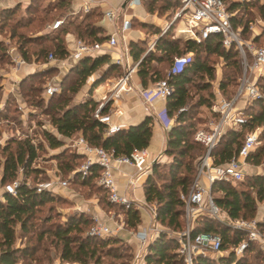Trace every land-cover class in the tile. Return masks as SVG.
I'll return each instance as SVG.
<instances>
[{"label":"trees","instance_id":"obj_1","mask_svg":"<svg viewBox=\"0 0 264 264\" xmlns=\"http://www.w3.org/2000/svg\"><path fill=\"white\" fill-rule=\"evenodd\" d=\"M31 0L26 6L27 19L18 20L10 25V39L16 38V49L25 61H30L27 45L39 46L32 55L36 62L46 60L52 53L56 58H65L68 54L64 44V34L72 25L78 38L86 42H102L105 37L98 35V30L90 18L99 17L96 10L87 12L81 21L72 20L68 14L71 0H54L52 9H59L62 24L48 33L40 36L26 35L18 31L19 28H27L34 21L32 14L39 6ZM228 10L233 12L231 23L234 29H240V35H245L250 28L253 19L244 18L252 15L251 8H255L261 19L264 20V1L253 3L249 0L236 2L226 0ZM51 3V4H52ZM143 4L149 13L174 12L178 3L175 0H143ZM50 5V3H49ZM243 10V13H241ZM16 9H3L0 11V22L9 21ZM50 12V10L48 11ZM46 13V12H45ZM148 26V25H144ZM156 33L158 29L155 27ZM169 28L155 42L153 51L144 55L143 42H131L130 54L134 61L138 62L137 72L142 85L148 82L154 84L158 80L166 79L172 87L171 94L166 98L164 108L165 118L173 119V124L167 131V142L164 156L170 158L169 162L157 161L152 164L151 170L143 182L145 201L155 208V219L160 226L173 232H180L185 227L183 218L184 203L180 198L190 188L196 174L194 160L204 153V147L194 141V133L206 127L210 118L217 115L210 111L213 100L211 83L215 79V66L210 62L211 56L223 61V74L219 81L222 95L231 98L237 89L239 77L242 72L241 58L238 50L232 45L225 49L220 35H211L200 43L191 40L173 38ZM264 31L251 38V42L257 44ZM47 43L44 46L42 44ZM51 51V52H49ZM49 52V53H48ZM190 53L189 59L180 70L172 71L174 57H181ZM143 55V56H142ZM10 56L7 53V45L0 41V61L9 63ZM166 62L168 68L163 74L152 66V63ZM109 63L107 55L84 56L69 69L65 78L59 84V92H55L47 98L44 113L49 118V123L55 131L63 137L69 138L77 133L91 145L102 147L113 155H128L135 148H146L151 137L152 120L146 117L140 124L121 129L114 134L105 133L106 126L101 123L94 113L98 107L97 101L88 97L79 103H71V94L83 86L89 76L95 73L104 64ZM116 69L109 64L107 71L91 86L90 94L94 88L101 84L108 72ZM53 72L52 69L35 72L25 76L19 84L20 94L27 104L40 107L44 103L43 97L35 94L41 91V87L31 84L34 80ZM196 78L197 81L195 80ZM260 89L264 91V77L257 81ZM191 88L195 91L191 93ZM202 91H209L207 96ZM201 93V94H200ZM194 98V100H193ZM14 100V99H13ZM180 108L184 110L179 111ZM206 108L205 117H196L198 109ZM109 113V105H104L100 114ZM246 122L240 129L228 128L220 137L217 146L213 150L217 163H224L238 150L244 135L261 127L258 141L264 140V106L260 100L246 104L244 111ZM7 119V117H4ZM197 124L203 125L197 128ZM41 135L50 149H58L64 145V141L49 130H42ZM259 143V142H258ZM257 143V144H258ZM256 146L246 158L247 163L259 164L264 154L263 145ZM43 150L42 143H35L31 138H9L3 144L0 143V187L13 182L20 171L24 179L16 188V194L2 191L0 199V264H28L34 261H42L36 257L42 252L47 256L45 261L52 264L58 260L62 263L73 264H130L134 258L132 247L119 236L98 237L87 235V230L93 223L91 215L85 212L69 215L65 221H53L52 214L40 216L41 210L48 204L58 203L61 197L50 191L37 192L27 183L28 177H35L42 171L34 166L38 159L39 151ZM59 159L58 173L70 175L74 173L83 160V156L74 152L62 150L55 156ZM162 170V171H161ZM100 167L93 165L90 174L81 180L78 174H74L71 184L79 187H89L95 183L105 194V208H116L125 216V227L132 230L141 222L139 209L134 206L125 209L122 205L111 203L108 193L100 187L96 180ZM91 187V186H90ZM90 189V188H89ZM211 195L215 205L226 212L230 218L254 219L258 205L264 200V175L247 174L240 181L219 180L211 185ZM50 210L52 207H48ZM90 216V217H88ZM88 226L86 232L85 228ZM258 229L264 232V216L257 223ZM199 232L215 233L222 239L221 249H230L227 256L217 259L197 256L193 264H264V248L255 241H248L246 248L240 255L232 250L234 246L246 238L245 233L233 229L218 220L202 215L196 218L191 228V234ZM49 239V241H48ZM46 242L47 245H46ZM178 239L169 236L166 231H161L150 243L145 255L146 264H184L178 251ZM36 257V258H34ZM40 263V262H38Z\"/></svg>","mask_w":264,"mask_h":264},{"label":"built area","instance_id":"obj_2","mask_svg":"<svg viewBox=\"0 0 264 264\" xmlns=\"http://www.w3.org/2000/svg\"><path fill=\"white\" fill-rule=\"evenodd\" d=\"M139 1V0H136ZM178 3L174 10L172 23L177 22L179 26L176 28L175 37H181L184 40H191L196 43L202 42L211 35H220L221 42L225 49H229L232 45L238 50L241 58L242 72L239 77L238 86L235 94L231 98L222 95L219 83L214 86L213 100L210 105V111L217 115V118H210L206 127L198 129L193 136L194 141L200 143L204 147V153L196 164V174L190 188L186 194H181L180 198L184 203L183 218L185 227L180 232L167 231L169 236L178 239V253L183 259L184 264H193L197 256L208 257L210 254H222V239L220 235L208 232H199L195 235L191 234V228L196 218L202 215H208L219 222L245 233L246 238L232 248L236 255L242 254L247 246L248 241H255L264 248V232L258 229V221L254 219L230 218L225 211L219 209L211 195V185L219 180L240 181L245 175L246 158L252 149L256 146L260 127L247 132L241 142L238 150L224 163H217L213 150L217 146L218 141L224 131L228 128L240 129L242 124L246 122L243 114L245 105L260 100L264 106V91L260 89L257 81L260 77H264V44L255 45L251 41L241 38L240 29H234L231 23L233 12L228 10L226 0H175ZM236 2H244L247 0H232ZM87 10V8H86ZM107 16L112 17V12L107 11ZM171 23V24H172ZM62 24V19H57L51 24V28H58ZM171 24L166 25L165 29ZM129 26V20L123 19L120 30L123 31ZM158 37L150 43V49L155 47ZM118 44L117 33L111 34L105 42H86L82 39L73 40L71 55L73 57H82L94 55L107 45L114 47ZM149 49V50H150ZM128 49L125 48V53ZM190 53L181 57H174L172 71H178L182 65L189 59ZM49 61L55 60L52 53L47 55ZM15 64L24 63L22 57H14ZM116 63L123 65V58L119 56ZM137 65V63H136ZM134 68V67H133ZM132 68L123 74L115 83L111 91L101 102L94 116L106 126L105 133L111 135L121 130V126L114 121L110 113L100 114L101 108L112 98L120 96L122 91L129 90L128 78ZM58 88L54 85H48L45 90V96L49 97ZM172 87L166 79L155 82L151 88L143 90L144 100L150 103L153 98L157 97L162 100L171 94ZM20 118L25 120L31 112L23 104L18 103ZM184 110L180 108L179 111ZM119 112V111H118ZM165 118L164 113L161 114ZM167 119H165L166 122ZM168 122L165 123V128ZM45 129L46 127L43 126ZM26 136V135H25ZM71 147L74 153L82 155L83 160L74 173L78 174L81 180L85 179L91 172V167L97 165L100 167L97 184L105 189L108 193V200L111 203L122 205L128 209L133 205V201L126 195L118 193L116 183L113 176V168L117 165H130L135 168V176L128 179V183L133 185L142 175L150 172L153 162L149 159L147 148H135L128 155H113V152L107 151L102 147L89 144L82 135L71 141ZM19 184L18 180L4 185V192L12 195L16 194V188ZM69 179L62 180L59 175L54 178L39 182L33 187L37 192L50 191L54 193L55 187H67ZM264 208V200L261 202ZM152 215L155 218V209H152ZM93 223L87 230V235L107 237L116 236L117 232L123 230L124 221L115 220L113 216L108 218L113 222L110 227L98 215H92ZM161 232L155 223H152L146 229L136 232V239L139 243V249L134 257V264H146L145 255L150 243Z\"/></svg>","mask_w":264,"mask_h":264},{"label":"crops","instance_id":"obj_3","mask_svg":"<svg viewBox=\"0 0 264 264\" xmlns=\"http://www.w3.org/2000/svg\"><path fill=\"white\" fill-rule=\"evenodd\" d=\"M136 6L139 8L137 12L135 9ZM93 9H96L100 13L99 17H92L90 19L94 20L93 23L98 30V35L100 37H105L102 42H105L111 34L117 33L118 44L111 48L105 45L102 50L96 52L93 55H107L109 57V63L104 64L95 73L87 78L84 85L87 86L86 92H89L88 97H91L95 101L103 100V98L108 95V93L114 87L116 81L127 72L128 67L132 68L129 73L127 83V86L130 87V89L122 91L119 97L110 99L105 105H109V113L112 115L114 121L121 126V129H127L130 126L138 125L146 117L151 118L152 132L149 144L146 148L149 152L150 161H158L160 158L166 157L164 156V150L167 142V131L173 124L174 120L167 119L166 122H168V127L165 128L166 118L162 117L161 114L164 113L166 100H162L157 97L153 98L150 103H147L144 100L143 90L151 88L153 84L151 82H148L146 86L142 85L137 72L138 62L133 60L129 48V44L131 42L143 41L142 31L141 29H136V22L143 25H151L157 28L158 24L154 21V18L156 16L153 13L147 12L144 7L143 0H71L70 6L68 7V14L69 16H71L72 20H76L77 22H79L87 12ZM107 11L112 12V17L107 16ZM123 19L129 20V26L127 27V29L121 31L120 27ZM50 29L52 28L50 27ZM154 34L156 35V33ZM172 37L178 38L174 37L173 35ZM75 39L80 38L77 37L74 31V27L71 25L64 34V44L68 52L65 58L58 59L55 57V60L53 61H49L46 58L45 62H36L34 59L32 60V62H27L24 60V63L18 66L15 64L13 59L14 57H22L21 54L16 48H9L6 44L9 50V56L11 58L9 71L7 72V74H5V79H3V81H6V89H8L6 91L13 93L14 90H18V87H16V85L18 86V84H20V81L28 74L52 69L53 72H56L59 75V80H55L53 78L54 81L52 82V85L56 86L58 88L57 92H59V84L62 81V78L66 76V73L69 71V69L73 67L80 58L84 57H73L71 55L73 40ZM125 48L128 49L127 53H125ZM119 56H122L123 58V65L116 63V59ZM109 64L115 65L116 69L111 72L109 71L107 78L96 88H94L90 94V89L93 82L99 79L107 71ZM97 72H99V75H97ZM112 73H116V75L113 76V78H109ZM12 86H14V88ZM13 94L16 96L17 103L24 104V99L21 97V95H17L16 92H14ZM26 119L22 120L20 118L22 123H24ZM45 127L46 130L54 133L58 138L63 140L64 143L66 141H72L75 138L81 136L80 133H77L76 135L69 138L63 137L55 131L49 121L47 126ZM248 168H250L252 172H254L255 170L254 166L247 167V169ZM244 169L246 173V165ZM148 174L149 173L142 175L138 180L135 181L133 185H130L128 183V179L135 176V168L126 164L117 165L113 168V176L118 193L130 197L133 201L134 207L139 209L141 214V222L137 228L132 229L131 231L123 229L117 232V236L122 237L132 247L134 257L139 249V243L136 239L137 231L146 229L152 223H155L158 229H160L161 231H165V229H162V227L156 222V219L152 215V209L154 208V206L145 201L143 182L145 181ZM73 178H69V184H71ZM68 190V186H57L55 187L54 193H56L57 195L65 194V196L71 195L72 198H74L72 194L68 195ZM0 199H3L2 194L0 195ZM76 202L78 206H81V209L78 208L80 210L79 213L85 212L87 214H90L91 217L92 215L96 214L103 221L109 224L110 227L114 226L113 222L108 218V216L103 212L104 210L101 209L99 204H97L96 202V204H94L93 201L90 202V200H87V203H81L79 200H77ZM263 216L264 208L260 203L258 205L255 219L257 221H260L262 220Z\"/></svg>","mask_w":264,"mask_h":264},{"label":"rangeland","instance_id":"obj_4","mask_svg":"<svg viewBox=\"0 0 264 264\" xmlns=\"http://www.w3.org/2000/svg\"><path fill=\"white\" fill-rule=\"evenodd\" d=\"M54 0H39L36 3L37 6H39L38 10L36 12H34V14H32V18H33V22L31 23V25L27 28H19L18 31H22L25 32L26 35H31V36H40L43 33H48L50 31V26L51 24L57 20V19H62L59 16V9H52L53 8V2ZM253 3H262L264 0H249ZM31 2V0H0V11L3 9H16L14 15L10 18L9 21L5 22L6 24H4L3 22H0V41H2L4 44H7L8 47H12V48H16V38L14 39H10V25L13 24L15 21L21 20L23 21V19H27V14H26V6L29 5ZM50 3V5H49ZM52 3V4H51ZM136 12L139 10V8L136 6ZM50 10V12H48ZM252 11V15L248 14L245 15L244 18H251L253 19V22L250 25L249 31L245 34L242 35L241 38L243 40L249 41L251 40V38L255 35H258L256 33H261L262 31H264V20L260 18V16L258 15L257 11L255 8H251ZM46 12V13H45ZM173 13L174 12H161V13H157L154 12L153 14L156 16L154 18V21L158 24L157 29L159 30L158 33H156V29L154 26H144L143 24H140L138 22H136V29H141L142 34H143V46H144V53H148L149 51H153V49H150V43L155 39V38H159L162 34H164L167 30H169V28H172V32L169 33L170 35H173L175 37L176 35V28L179 26V24L177 22H175L174 24L172 23V18H173ZM241 13H243V10H241ZM24 22V21H23ZM172 23V24H171ZM171 24L169 26V28H167L165 30V32H163V30L165 29L166 25ZM156 33V35L154 34ZM155 35V36H154ZM177 37V36H176ZM180 39H182L181 37H178ZM9 41V42H7ZM140 42V41H139ZM264 44V35L261 36V38L259 39V41L257 42V44L255 45H262ZM42 45H48L47 43H44ZM7 47V53L9 52ZM39 46H35V45H27L26 49L28 50L29 54H30V61L32 62V60L35 58L34 55H32V52L35 51ZM150 49V50H149ZM51 52V51H49ZM48 52V53H49ZM9 54V53H8ZM184 56V55H183ZM210 62H212L215 66V79L213 80V82L211 83V87L210 90L211 93L213 94V90H214V86L219 83L224 68H223V61L215 56H211ZM5 62H7L6 60L4 61H0V143H4L7 139L9 138H17V139H22L25 137H29L31 138L35 143H42L43 144V150L39 151V157L38 159L35 161L34 166H36L37 168H39L42 173H39V175H37V177H35V175L31 174L28 179H27V183L29 185H35L39 182H45L48 181L52 178H54L56 175H59L60 178L62 180H67L69 179V175L62 173L59 174L58 173V164L60 162L59 159H56L55 156L57 154H59L60 151H62L63 149L66 150L68 153L69 152H73L71 144V141H66L64 143V145L61 148L58 149H50L46 143L43 140V137L41 135V131L44 130L43 126H47L49 118L48 116L44 113V110L46 108L47 105V98L45 96V90L46 87L48 85H52L54 79L55 80H59V75L56 72H50L48 74H46L44 77H40V79L38 80H34L31 84L36 85L37 87H41V91H36L35 94L38 95L39 97H43L44 99V103L38 107V106H33V105H29L26 103V101L24 100V106L27 107V109H29L31 112L29 113V115L27 116V119L24 123H22V121L20 120V111L18 109V103H17V99L16 96L13 94L14 92H16V94L21 95L20 94V88H19V84L18 86L16 85V87H18V90H14V92H7L5 84L6 81H3V79H5V74H7V72L9 71L10 68V64H11V58L9 59V63L5 64ZM42 62H45V60H43ZM152 66L155 67L156 69H158L159 71H162L163 74L166 73V69L168 68V64L166 62H162V63H156L153 62ZM173 68V65L171 66V69ZM99 75V72H97ZM67 74V73H66ZM116 73H112L109 78H113V76H115ZM54 78V79H53ZM65 78V76H64ZM62 78V80L64 79ZM198 78H196L195 80L197 81ZM15 86V85H14ZM14 86H12L14 88ZM15 87V89H16ZM87 86L84 85L83 87L81 86L76 93L71 94V103H75V102H81L84 101L88 98V93L86 92ZM195 90L193 88H191V93H193ZM209 91H202L201 93L205 96H207V94L209 93ZM200 93V94H201ZM22 97V96H21ZM214 97V95H213ZM23 98V97H22ZM14 99V100H13ZM194 100V98H193ZM101 102L105 103V100H99L97 101L98 104H100ZM246 106V105H245ZM207 115V109L206 108H201L198 109V114H196L195 116L198 117H205ZM4 117H7V119H5ZM203 125L201 124H197V128L202 127ZM262 130V128L260 127V131ZM26 135V136H25ZM259 142V143H258ZM257 143V147L260 145H263L264 140H260ZM1 158H3L0 155ZM161 165L163 163L169 162L170 158L167 157H162L158 160ZM197 159L194 160V164L196 166L197 164ZM81 164V163H80ZM250 166H254L255 170L254 172H252V170L250 168L247 169V167ZM152 167V165H151ZM246 173L249 174H260V175H264V154L262 156V158L260 159V163L255 165L252 163H247L246 162ZM162 171V170H161ZM24 179V175L22 173V171L19 172L18 177L16 178V180L18 181H22ZM10 183V182H9ZM91 186V187H90ZM90 188V189H89ZM68 195L72 194L74 196V198H72V196H65V194H60L59 196L61 197V201L58 203H53V204H48L47 206H45L41 212L39 213L40 216L46 215V214H52L53 215V221H58V222H63L66 220V218L69 215L72 214H77L79 213V209H81V206L79 207L77 205V200H79L81 203H87V200L93 201L94 204H99L100 208L103 209L104 213L107 216H113L115 220H123L125 216L123 214H121L120 210H117L116 208H112V209H107L105 208V194L101 191L100 188L97 187V185L95 183H93L92 185H89V187H79L78 185H73V184H69L68 185ZM3 191V187H0V195L2 194ZM86 200V201H85ZM96 202V203H95ZM48 207H52V209L50 210ZM79 208V209H78ZM90 217V216H88ZM92 219V218H90ZM162 229H165V226H161ZM88 226L85 228V231L87 230ZM115 228V225H114ZM123 229H126L128 231H131L130 229L126 228L125 225L123 227ZM165 231H167L165 229ZM171 231V230H168ZM49 241V239H48ZM48 242H46L47 245ZM230 252V249L227 250H223L222 254H210L208 257L211 259H217L220 256H227ZM47 256L46 253H42L40 252V254L36 257H40L39 259H42V261H34L32 263H28V264H47V262L45 261ZM34 257V258H36ZM40 262V263H38ZM53 264H73V263H62L58 260L54 261ZM130 264H134V258L131 259V263ZM216 264V263H215Z\"/></svg>","mask_w":264,"mask_h":264},{"label":"water","instance_id":"obj_5","mask_svg":"<svg viewBox=\"0 0 264 264\" xmlns=\"http://www.w3.org/2000/svg\"><path fill=\"white\" fill-rule=\"evenodd\" d=\"M156 162H157V160H155V161L153 162V164L156 163Z\"/></svg>","mask_w":264,"mask_h":264}]
</instances>
